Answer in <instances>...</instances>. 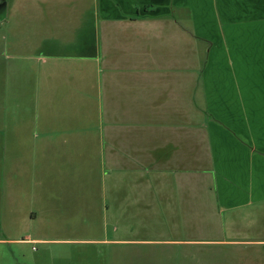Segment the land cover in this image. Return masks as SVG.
Returning a JSON list of instances; mask_svg holds the SVG:
<instances>
[{
  "label": "crops",
  "instance_id": "0c3cea01",
  "mask_svg": "<svg viewBox=\"0 0 264 264\" xmlns=\"http://www.w3.org/2000/svg\"><path fill=\"white\" fill-rule=\"evenodd\" d=\"M44 4L51 10L34 29H41L47 59L31 56L15 68L45 71L41 80L21 81L28 91L43 89L35 106L36 116L42 107L46 117L41 128L57 119L61 129L73 121L92 133L57 156L64 171L76 156L82 165L87 157L90 177L94 170L101 176L104 200L122 218L117 234L96 245L147 242V264H164L188 247L204 255L200 264H264V0L35 2ZM65 7L78 15L68 16L61 46L55 33L66 23ZM54 62L64 75L59 81L49 75ZM3 111L30 116L26 109ZM13 154L11 162L25 163ZM83 191L90 197L87 185ZM126 204L137 212L133 218L143 209L148 239L124 236L135 231Z\"/></svg>",
  "mask_w": 264,
  "mask_h": 264
},
{
  "label": "rangeland",
  "instance_id": "374dc122",
  "mask_svg": "<svg viewBox=\"0 0 264 264\" xmlns=\"http://www.w3.org/2000/svg\"><path fill=\"white\" fill-rule=\"evenodd\" d=\"M36 1L0 0V150L5 157V160H0V264H147V256L151 252L149 247L152 246L147 242L141 241L131 246L96 245L95 240L117 234L113 228L122 224V218H115L116 211H113L114 216L112 213L114 207L104 200V187L99 180L101 176H96L97 171L94 170L96 174L93 178L90 177L88 171L92 170L88 168L87 157L82 165L80 158L76 156V161L66 165L64 171L62 164L65 159L57 156V152H62L61 148L72 150L75 146H81L92 133L77 130L78 127L72 126L73 121L68 127L62 126L61 129L57 119H49V126L41 128V120L46 117L42 113V107L37 117L35 106L39 98L36 93H41L43 89L30 86L28 91L24 87L29 84L21 81L25 79L29 82L32 78L41 80L45 77V71L40 74L38 65L36 68H22L25 74L15 68L20 63L31 60V56L36 60L47 59L46 54L40 51L44 49L37 36L41 29L34 27L39 16L43 13L48 16L51 9L48 4L36 6ZM77 10L78 8L65 7L66 23L62 21L56 25V42H60L61 46H64L61 42L65 40L63 37H68L67 30L70 31L68 16L72 13L78 15ZM56 12L57 10L53 13ZM39 62L43 64V61ZM65 62L70 64L78 61ZM10 63L12 65L9 67ZM57 68L54 62L49 75L59 81L64 75ZM17 76H20L19 81L6 80ZM49 103H45V108ZM5 109L7 113L26 109L30 116L5 115ZM49 111L47 108V112ZM67 128L71 130H64ZM11 153H14L15 159L25 156V163L16 165L11 162ZM91 154L92 152L86 153V156H92ZM17 168L24 174L18 177L13 174ZM86 185L88 192L92 191L91 194L88 193L90 197L83 191ZM8 189L15 194L11 196ZM131 209L126 204L124 213L126 221L133 224L130 229L135 231H128L124 236L148 239V224L143 209L138 210L139 218L131 217V213H137ZM31 212H36L39 218L33 221L29 217ZM107 223L108 228L105 229ZM29 237L43 238L49 242L18 241ZM160 237L162 236L156 235V238L162 239ZM12 239L14 241H10ZM196 251L194 247L184 248L182 253L171 255L164 264H200L204 255L200 256ZM158 258L161 262L164 261L161 255Z\"/></svg>",
  "mask_w": 264,
  "mask_h": 264
}]
</instances>
